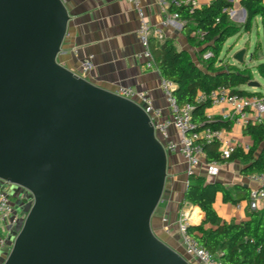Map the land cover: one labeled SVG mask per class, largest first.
Returning <instances> with one entry per match:
<instances>
[{
  "label": "water",
  "instance_id": "water-1",
  "mask_svg": "<svg viewBox=\"0 0 264 264\" xmlns=\"http://www.w3.org/2000/svg\"><path fill=\"white\" fill-rule=\"evenodd\" d=\"M69 23L60 0H0V180L33 197L4 264H191L152 225L169 162L150 116L59 62Z\"/></svg>",
  "mask_w": 264,
  "mask_h": 264
},
{
  "label": "trees",
  "instance_id": "trees-1",
  "mask_svg": "<svg viewBox=\"0 0 264 264\" xmlns=\"http://www.w3.org/2000/svg\"><path fill=\"white\" fill-rule=\"evenodd\" d=\"M232 6L226 0H216L209 6L191 12L189 8L178 9L170 5L169 12H178L184 22L183 34L194 48L193 54L187 50H178L171 39L157 41L152 38L150 41L161 76L177 85V101L182 106L192 107L193 121L199 129L211 126L230 131L232 128L231 122L221 117L209 119L211 101H199L200 94L208 96L216 88L225 86L242 96L261 95L244 89L254 81L255 73L252 69L232 65L221 60V56L228 40L238 33L251 32L259 18L263 20L264 34V1L242 0L241 6L247 17L241 25L235 24L224 13L225 9ZM199 32L203 34V39L198 35ZM207 53H212L213 57L205 59ZM256 70L264 77V63H260ZM243 134L250 139L251 150L238 149L229 162L242 164V174L245 176L263 174L264 123L249 125ZM204 150L207 162L219 160L216 143L205 146ZM218 194L223 195L225 203L237 204L241 199L249 200L251 190L241 184L227 189L219 182H208L203 175L189 176L181 212L186 206H192L200 208L204 214L200 224L190 227L191 234L211 253H222L221 261L224 264H264V204L250 213L248 221L225 222L215 208Z\"/></svg>",
  "mask_w": 264,
  "mask_h": 264
},
{
  "label": "crops",
  "instance_id": "crops-1",
  "mask_svg": "<svg viewBox=\"0 0 264 264\" xmlns=\"http://www.w3.org/2000/svg\"><path fill=\"white\" fill-rule=\"evenodd\" d=\"M214 1L216 0H199L201 8L211 5ZM165 3L169 9L170 2L168 0H141V5L151 25V39L157 41L171 39L178 50H187L193 54L194 48L184 36L183 28L181 29L178 23L166 24V14L163 13L162 9ZM65 5L70 15V23L59 62L95 86L107 91L115 93L121 86H125L146 92L154 106L162 110L163 118H171L172 111L169 101L162 91V76L157 66L148 69L144 60L140 58L143 46L137 33L140 27V17L136 7L128 0H67ZM235 9L237 13L231 20L237 25L244 24L247 14L245 17L241 4L236 5ZM258 21L263 22L261 18ZM157 31L160 33L157 34ZM74 49H77L78 53H74ZM89 55L95 57V68L91 73L84 75L81 65ZM221 60L228 61L242 69L250 68L246 67L245 62L242 63V66L238 65L235 57L227 56L226 59L221 58ZM225 109V107H211L208 110V117L212 119L221 117ZM171 134L175 139L179 138V134L175 130H171ZM228 134L229 136L244 135L239 127L231 128ZM177 156L180 159V164L186 165L187 170L185 160L180 155ZM239 164L238 162L221 163L220 174L215 177V182L221 183L227 189L239 184L250 188L249 200L241 199L239 202L243 205L240 214L242 215L244 211L247 213V217L245 219L241 217V221H248L250 213L260 209L264 200L256 201L253 199V192L256 191L257 187L249 180V175L245 176L242 174V170L238 171L237 165ZM204 166L206 165L202 164L197 169L196 174L203 175ZM170 172L173 173L171 181ZM205 177L208 179L207 176ZM169 182L171 184L168 186ZM188 183L189 176L187 179H183L182 176L179 177L177 169L169 164L168 198L161 202L152 220L156 236L182 256L184 248L178 233L177 222L181 214V204ZM245 201L248 202V207L244 206ZM186 209L193 214L194 218L200 219L197 222L200 224L204 218L200 208L186 206ZM223 209L224 207H221V210ZM233 210H236L235 204H233ZM217 212L225 222L234 220V214L230 215V219H226L218 210ZM8 249H5L6 253Z\"/></svg>",
  "mask_w": 264,
  "mask_h": 264
},
{
  "label": "built area",
  "instance_id": "built-area-1",
  "mask_svg": "<svg viewBox=\"0 0 264 264\" xmlns=\"http://www.w3.org/2000/svg\"><path fill=\"white\" fill-rule=\"evenodd\" d=\"M60 1L65 4L67 0ZM128 1L136 7L140 17V27L137 32L143 46L140 58L144 60L148 69H153L156 67V61L150 44L151 25L145 15L141 0ZM226 1L233 6L225 9L224 13L233 18L237 13L235 6L241 4L242 0ZM171 4L178 9L189 8L191 12L201 8L199 0H172L170 1ZM162 9L163 13L166 14V24L178 23L181 29L184 27V22L181 21L178 12H168L169 9L166 3ZM156 33L159 34L160 31ZM198 35L203 39L201 32ZM74 53H78V50L74 49ZM212 57V53L205 55V59ZM81 66L84 75L91 73L95 68L94 55H89ZM161 88L169 101L172 111L171 118H163L162 110L154 106L153 101L146 92L133 87L121 86L115 93L122 98L137 103L145 110L154 125L156 136L167 154L180 155L185 160L188 167V176L196 174L197 169L202 164H205L209 169L208 174L212 177H217L220 174L221 163L229 162L238 149L251 150L250 143H238L229 136L228 131L225 129H217L211 126L199 129L198 125L193 121L192 107L190 105L182 106L178 103L175 96L177 85L172 80L162 77ZM198 100H210L212 107H225L226 109L221 114V118L224 121L231 122L232 128L239 127L243 132L249 125L264 123V94L242 96L233 93L228 87L220 86L208 96L200 94ZM209 119L212 120L210 117ZM171 130H175L179 134L178 139L172 137ZM213 143L218 145L219 160L207 162V154L204 148ZM249 176V180L257 187L256 191L253 192V199L256 201L264 200V173ZM235 208L238 212H241L243 210L242 203L235 204ZM20 219L21 215L14 212V207L8 194L0 190V250L6 247V239ZM199 221L200 219L194 218L190 211L184 209L177 222L184 253L189 258L187 260L191 264H224L221 261L222 253H211L191 234L190 227L195 226Z\"/></svg>",
  "mask_w": 264,
  "mask_h": 264
},
{
  "label": "rangeland",
  "instance_id": "rangeland-1",
  "mask_svg": "<svg viewBox=\"0 0 264 264\" xmlns=\"http://www.w3.org/2000/svg\"><path fill=\"white\" fill-rule=\"evenodd\" d=\"M245 52L244 56V62L246 67H250L252 70H254V81L259 84V87L254 89L252 87H244L247 91L255 92L264 94V77L260 75L256 68L260 63H264V34H263V22L258 21L254 25L253 29L249 33L241 32L236 34L235 36L231 37L228 42L225 45L224 52L221 56L222 59H226L227 56L235 57L240 52ZM255 53H257V56L254 57ZM238 65L242 66V63L238 62ZM233 139H236L238 143H251L250 139L242 134L231 136ZM168 162L170 165L174 166L177 169V172L179 174V177L182 176L183 179L188 178L186 165H181L180 159L177 155H168ZM243 165L239 164L237 165L238 171L242 170ZM208 168L206 166L203 167V175L207 176L210 180L209 182H215L216 178L212 177L208 174ZM173 178V173L170 172V181ZM171 184L169 182L168 186ZM0 190L7 193L9 198L12 201L14 212L17 214L19 213L21 215V219L18 222V224L14 227V229L11 231V234L6 239V247L12 249L14 241L20 232L24 221L30 212L32 206H33V197L32 194L25 190L24 188L17 187L14 185H10L2 180H0ZM248 202H244V206L248 207ZM189 207V206H188ZM221 207H224L223 210H221ZM217 210L224 215L226 219H230V215L234 214V220H230L231 222H241V217H244V219L247 217L246 211L240 214L238 211L233 210V204L232 203H225L222 200V195L220 194L218 197V201L216 203ZM187 210V209H186ZM188 211V210H187ZM5 249L0 250V264H4L5 260L8 257V253H6ZM183 256L189 260V258L183 253ZM196 264V263H193Z\"/></svg>",
  "mask_w": 264,
  "mask_h": 264
}]
</instances>
